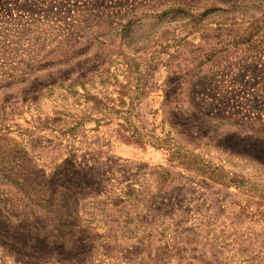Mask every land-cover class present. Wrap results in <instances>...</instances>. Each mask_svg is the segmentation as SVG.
I'll return each instance as SVG.
<instances>
[{"label":"rangeland","instance_id":"obj_1","mask_svg":"<svg viewBox=\"0 0 264 264\" xmlns=\"http://www.w3.org/2000/svg\"><path fill=\"white\" fill-rule=\"evenodd\" d=\"M0 264H264V0H0Z\"/></svg>","mask_w":264,"mask_h":264},{"label":"trees","instance_id":"obj_2","mask_svg":"<svg viewBox=\"0 0 264 264\" xmlns=\"http://www.w3.org/2000/svg\"><path fill=\"white\" fill-rule=\"evenodd\" d=\"M33 250H34V253H35L37 249H36V250H35V249H33ZM37 251H38V250H37Z\"/></svg>","mask_w":264,"mask_h":264}]
</instances>
